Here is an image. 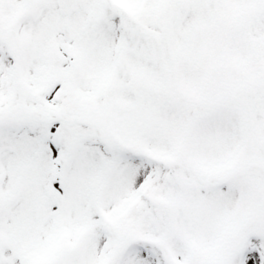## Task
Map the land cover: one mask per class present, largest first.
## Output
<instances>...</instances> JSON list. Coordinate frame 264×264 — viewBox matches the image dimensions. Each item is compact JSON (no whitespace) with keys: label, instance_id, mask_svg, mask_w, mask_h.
Returning <instances> with one entry per match:
<instances>
[{"label":"snow or ice","instance_id":"snow-or-ice-1","mask_svg":"<svg viewBox=\"0 0 264 264\" xmlns=\"http://www.w3.org/2000/svg\"><path fill=\"white\" fill-rule=\"evenodd\" d=\"M0 264H264V0H0Z\"/></svg>","mask_w":264,"mask_h":264}]
</instances>
